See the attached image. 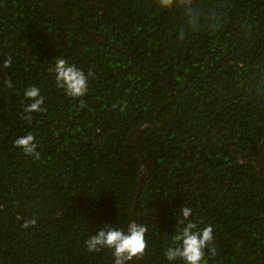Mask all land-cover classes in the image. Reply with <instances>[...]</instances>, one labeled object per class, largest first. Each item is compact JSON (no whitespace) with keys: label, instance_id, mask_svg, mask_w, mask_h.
Instances as JSON below:
<instances>
[{"label":"trees","instance_id":"1","mask_svg":"<svg viewBox=\"0 0 264 264\" xmlns=\"http://www.w3.org/2000/svg\"><path fill=\"white\" fill-rule=\"evenodd\" d=\"M189 221L213 229L204 264H264V0H0V264H115L85 242L129 222L124 264H184Z\"/></svg>","mask_w":264,"mask_h":264},{"label":"clouds","instance_id":"2","mask_svg":"<svg viewBox=\"0 0 264 264\" xmlns=\"http://www.w3.org/2000/svg\"><path fill=\"white\" fill-rule=\"evenodd\" d=\"M7 63L5 66H7ZM52 71L55 72L58 85L68 97H81L88 91L90 71L86 75L82 68L75 63H69L64 58L55 61ZM26 95L30 98H37L39 97V92L36 88H32L26 92ZM42 102V97L35 99L29 105L28 110H39ZM15 144L21 147L26 154L39 156V153L35 151L36 144L31 133L18 138ZM181 214L187 219L191 215V209L183 208ZM196 228L197 225L189 221L179 234L174 237V240L178 241L179 245L167 250V258L169 260H175L180 257L183 259L184 264H204V249L213 239V229L209 225L203 229L193 231ZM145 232V227L135 222H129L126 229L108 228L107 230H101L85 243L88 245L89 250H94L100 245L113 250V254L116 257L115 264H124V260H130L144 252L146 247Z\"/></svg>","mask_w":264,"mask_h":264},{"label":"water","instance_id":"3","mask_svg":"<svg viewBox=\"0 0 264 264\" xmlns=\"http://www.w3.org/2000/svg\"><path fill=\"white\" fill-rule=\"evenodd\" d=\"M157 117H158V115H157ZM147 127H143V128H136V129H134L133 130V132H132V134H131V136L132 137H140L142 134H143V132H144V130L146 129ZM141 165H142V167H144V162H143V159L141 158ZM142 180H143V177L141 176L140 177V182H139V189L141 190V188H142ZM137 203V202H136ZM134 218L136 219V215H135V213H134Z\"/></svg>","mask_w":264,"mask_h":264}]
</instances>
